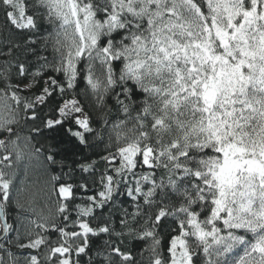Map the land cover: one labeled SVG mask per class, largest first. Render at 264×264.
<instances>
[{
	"label": "snow or ice",
	"instance_id": "6c2138e0",
	"mask_svg": "<svg viewBox=\"0 0 264 264\" xmlns=\"http://www.w3.org/2000/svg\"><path fill=\"white\" fill-rule=\"evenodd\" d=\"M0 233V264H264V0H0Z\"/></svg>",
	"mask_w": 264,
	"mask_h": 264
},
{
	"label": "trees",
	"instance_id": "16d2710c",
	"mask_svg": "<svg viewBox=\"0 0 264 264\" xmlns=\"http://www.w3.org/2000/svg\"><path fill=\"white\" fill-rule=\"evenodd\" d=\"M18 43H20L21 41H17ZM42 55H46L49 56V58H51V49L49 48L48 51L43 52ZM24 57L21 56V59H23ZM29 59H32L31 57H29ZM25 95H27L28 93H24ZM45 111H47L45 109ZM21 126L24 130V134L27 135L29 134L28 128L29 126H26L23 124V122H21ZM56 133L54 132H47L46 136L47 138L45 139L44 137H37V140L39 141V143H36L34 141V143H36V147L40 148V147H47V148H51L53 152H57V150L59 149V143L56 140ZM82 154H72V153H68V152H63V151H59V154L56 155V159L58 161H62L64 168L63 171L64 172H69V170H71L72 173V178L69 179L68 177H66L65 179H69V182L74 183L79 180L80 176L82 175L79 171V163H81V157ZM94 160H96L99 163V158L98 157H94ZM103 166V165H101ZM49 170H54L56 174H59L60 172V165H56V166H49L46 164V162L43 160V157H41L39 160H34L32 161V173H31V179L32 180H36L39 181V184L37 185V187H43V181L47 179V175L46 172ZM83 175H87L86 173ZM125 199V197H120V200L123 201ZM37 203L39 207H43V193H41L39 196H37ZM54 207V205H52ZM125 208H128V210L131 212L133 211V209L131 207H129L128 204H124ZM119 213L117 212V215ZM7 215L10 217L9 219V223H13L14 226H16V215L14 211H7ZM133 227H138V225H133ZM119 230V229H117ZM0 233V237H1ZM6 235V234H4ZM3 235V236H4ZM94 240H96V242L102 243L104 240L109 239V237L107 235H103L101 236L99 239H97L96 237H93ZM3 240V237L2 239ZM148 243H150V241H146L143 243V245L138 246V241L134 238L131 237L127 240L124 241V245L126 248H128L131 252L132 255L139 260L141 257L139 255V253L143 252V258L145 260V262L147 261L148 255L149 253H147L146 251H144V249L147 247Z\"/></svg>",
	"mask_w": 264,
	"mask_h": 264
},
{
	"label": "water",
	"instance_id": "95a60500",
	"mask_svg": "<svg viewBox=\"0 0 264 264\" xmlns=\"http://www.w3.org/2000/svg\"><path fill=\"white\" fill-rule=\"evenodd\" d=\"M3 235H4V233L1 234L0 240L2 239V237H4Z\"/></svg>",
	"mask_w": 264,
	"mask_h": 264
}]
</instances>
